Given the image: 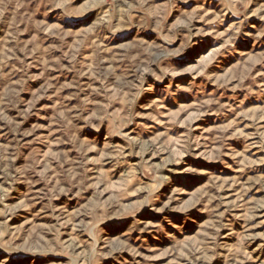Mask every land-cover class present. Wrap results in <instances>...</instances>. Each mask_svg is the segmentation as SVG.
Here are the masks:
<instances>
[{
    "label": "rangeland",
    "instance_id": "374dc122",
    "mask_svg": "<svg viewBox=\"0 0 264 264\" xmlns=\"http://www.w3.org/2000/svg\"><path fill=\"white\" fill-rule=\"evenodd\" d=\"M0 264H264V0H0Z\"/></svg>",
    "mask_w": 264,
    "mask_h": 264
}]
</instances>
